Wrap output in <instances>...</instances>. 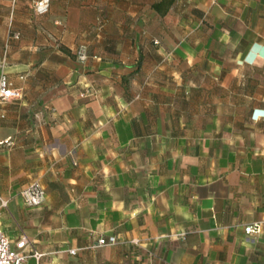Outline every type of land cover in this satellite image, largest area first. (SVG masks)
<instances>
[{
	"label": "crops",
	"instance_id": "1",
	"mask_svg": "<svg viewBox=\"0 0 264 264\" xmlns=\"http://www.w3.org/2000/svg\"><path fill=\"white\" fill-rule=\"evenodd\" d=\"M34 2L0 0L21 93L0 102V227L44 253L24 264H264V0Z\"/></svg>",
	"mask_w": 264,
	"mask_h": 264
},
{
	"label": "built area",
	"instance_id": "2",
	"mask_svg": "<svg viewBox=\"0 0 264 264\" xmlns=\"http://www.w3.org/2000/svg\"><path fill=\"white\" fill-rule=\"evenodd\" d=\"M51 0H35L34 10L37 14L43 15L49 12ZM21 33L19 31L11 32V37L19 39ZM158 42V41H155ZM76 56L80 63H86L90 58L88 47L86 44H80L76 48ZM6 57L0 58V102H6L20 96V90L14 87L9 74L6 70ZM1 143H11L9 139L0 141ZM21 195L27 206L38 207L46 200V190L39 182H34L21 191ZM0 207H8V200L0 195ZM262 223H254L245 227L247 235H254L261 231ZM119 242L117 235L100 237L95 244V247H101ZM132 242L138 243V240L133 239ZM71 254H76L77 249H69ZM44 253L39 252L33 246L30 237L22 231L16 240H13L7 232L0 227V264H24L30 256L40 259Z\"/></svg>",
	"mask_w": 264,
	"mask_h": 264
},
{
	"label": "rangeland",
	"instance_id": "3",
	"mask_svg": "<svg viewBox=\"0 0 264 264\" xmlns=\"http://www.w3.org/2000/svg\"><path fill=\"white\" fill-rule=\"evenodd\" d=\"M18 232L21 234V232L23 231L20 227L17 229Z\"/></svg>",
	"mask_w": 264,
	"mask_h": 264
},
{
	"label": "trees",
	"instance_id": "4",
	"mask_svg": "<svg viewBox=\"0 0 264 264\" xmlns=\"http://www.w3.org/2000/svg\"><path fill=\"white\" fill-rule=\"evenodd\" d=\"M173 0H169V3H171Z\"/></svg>",
	"mask_w": 264,
	"mask_h": 264
}]
</instances>
